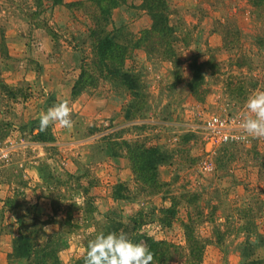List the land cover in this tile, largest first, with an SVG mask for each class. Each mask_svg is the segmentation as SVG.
Masks as SVG:
<instances>
[{"label": "rangeland", "instance_id": "1", "mask_svg": "<svg viewBox=\"0 0 264 264\" xmlns=\"http://www.w3.org/2000/svg\"><path fill=\"white\" fill-rule=\"evenodd\" d=\"M54 1L0 0V264H84L120 231L191 255L172 264H264V139L209 155L200 129L264 91V0ZM63 100L72 129L40 131Z\"/></svg>", "mask_w": 264, "mask_h": 264}, {"label": "clouds", "instance_id": "2", "mask_svg": "<svg viewBox=\"0 0 264 264\" xmlns=\"http://www.w3.org/2000/svg\"><path fill=\"white\" fill-rule=\"evenodd\" d=\"M246 113L240 117L239 137L234 139H264V91H255L245 101ZM72 108L66 100L58 101L42 112L38 128L47 131L50 126L71 130ZM84 264H153L154 253L143 243H134L120 231L98 233L88 241Z\"/></svg>", "mask_w": 264, "mask_h": 264}, {"label": "trees", "instance_id": "3", "mask_svg": "<svg viewBox=\"0 0 264 264\" xmlns=\"http://www.w3.org/2000/svg\"><path fill=\"white\" fill-rule=\"evenodd\" d=\"M106 0H102V2L104 3ZM62 0H55L54 3L55 4H59L61 3ZM109 3L110 0H107L105 3ZM104 5V4H103ZM114 6V5H113ZM103 12L106 11L107 8H104V6H102ZM154 20H165V18L162 16H155ZM156 31V26L155 28ZM164 30V28H163ZM165 31V30H164ZM161 35H162V30H160ZM144 152L142 153L143 155H136L133 159V165L135 168V174L137 175V177L140 179L141 182L143 183H149L151 180L153 181V183H156V174H155V170L156 168L161 165L162 163H164L165 159H166V155L164 152H162L158 147H150V148H146L143 150ZM146 165L150 166L152 168V174L149 176V174H145L142 172L141 169H144L143 167H145ZM132 226L134 225V227L131 230H139V226L140 223H138L137 220H132L131 221ZM134 232V231H132ZM130 240H132L134 243H139L141 240L142 236L137 235L136 233L130 237L128 236ZM21 242V246L16 247L15 251L17 253L18 256L20 257H28L30 255V251H29V246H25L26 244L22 243L24 242V237H21L20 240ZM145 242H147L145 245L154 253V261L153 264L158 263V264H172L173 262H176L180 259H184L186 260L187 257H191L190 254H186V252L184 251V249H182L181 247H178L174 244L169 245L168 243L165 242H154L153 240L147 238V240L145 239Z\"/></svg>", "mask_w": 264, "mask_h": 264}, {"label": "built area", "instance_id": "4", "mask_svg": "<svg viewBox=\"0 0 264 264\" xmlns=\"http://www.w3.org/2000/svg\"><path fill=\"white\" fill-rule=\"evenodd\" d=\"M239 125L240 120L234 117L213 115L206 118L200 129L204 135L207 154L213 155L219 148L227 144L242 141L233 138L241 135ZM205 169L211 168L207 164Z\"/></svg>", "mask_w": 264, "mask_h": 264}]
</instances>
